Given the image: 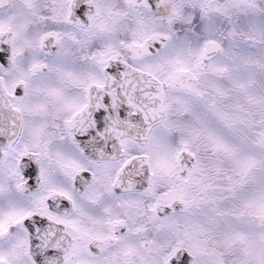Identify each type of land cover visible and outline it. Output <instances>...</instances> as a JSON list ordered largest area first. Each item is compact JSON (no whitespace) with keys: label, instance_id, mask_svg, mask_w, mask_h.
I'll list each match as a JSON object with an SVG mask.
<instances>
[{"label":"snow or ice","instance_id":"6c2138e0","mask_svg":"<svg viewBox=\"0 0 264 264\" xmlns=\"http://www.w3.org/2000/svg\"><path fill=\"white\" fill-rule=\"evenodd\" d=\"M0 264H264V0H0Z\"/></svg>","mask_w":264,"mask_h":264}]
</instances>
